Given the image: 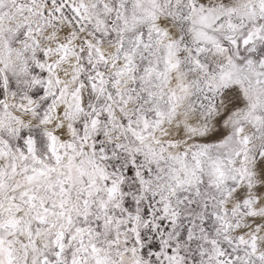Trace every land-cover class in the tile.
<instances>
[{"label":"snow or ice","instance_id":"1","mask_svg":"<svg viewBox=\"0 0 264 264\" xmlns=\"http://www.w3.org/2000/svg\"><path fill=\"white\" fill-rule=\"evenodd\" d=\"M0 264H264V0H0Z\"/></svg>","mask_w":264,"mask_h":264}]
</instances>
